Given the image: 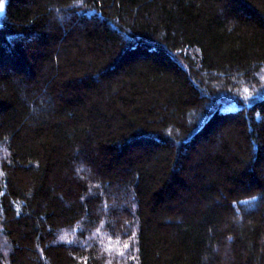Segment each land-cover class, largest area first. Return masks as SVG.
Wrapping results in <instances>:
<instances>
[{
	"label": "trees",
	"instance_id": "trees-1",
	"mask_svg": "<svg viewBox=\"0 0 264 264\" xmlns=\"http://www.w3.org/2000/svg\"><path fill=\"white\" fill-rule=\"evenodd\" d=\"M0 5V264H264V0Z\"/></svg>",
	"mask_w": 264,
	"mask_h": 264
},
{
	"label": "rangeland",
	"instance_id": "rangeland-1",
	"mask_svg": "<svg viewBox=\"0 0 264 264\" xmlns=\"http://www.w3.org/2000/svg\"><path fill=\"white\" fill-rule=\"evenodd\" d=\"M238 219V218H237ZM238 222H240V220H238ZM220 254H222V256L225 257V264H228L229 263V256H230V252L229 251H226L225 249H220Z\"/></svg>",
	"mask_w": 264,
	"mask_h": 264
},
{
	"label": "clouds",
	"instance_id": "clouds-1",
	"mask_svg": "<svg viewBox=\"0 0 264 264\" xmlns=\"http://www.w3.org/2000/svg\"><path fill=\"white\" fill-rule=\"evenodd\" d=\"M0 7H2V5H0Z\"/></svg>",
	"mask_w": 264,
	"mask_h": 264
}]
</instances>
